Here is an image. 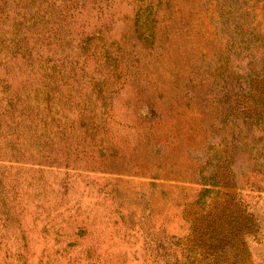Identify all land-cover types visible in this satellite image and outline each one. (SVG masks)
<instances>
[{
	"label": "rangeland",
	"instance_id": "374dc122",
	"mask_svg": "<svg viewBox=\"0 0 264 264\" xmlns=\"http://www.w3.org/2000/svg\"><path fill=\"white\" fill-rule=\"evenodd\" d=\"M263 58L264 0H2L0 264H264Z\"/></svg>",
	"mask_w": 264,
	"mask_h": 264
},
{
	"label": "trees",
	"instance_id": "16d2710c",
	"mask_svg": "<svg viewBox=\"0 0 264 264\" xmlns=\"http://www.w3.org/2000/svg\"><path fill=\"white\" fill-rule=\"evenodd\" d=\"M1 3H2V0H0V5H1ZM248 57H250V60H251V62L249 63V66L250 65H254V62H255V60H256V58L253 56V55H250V56H248ZM261 64H262V66H263V64H264V58L261 60V62H260ZM255 64H257L256 62H255ZM258 119V121H256V123L254 124V123H252V122H246V123H244V126L245 127H247L248 129H250L251 131H253V132H255L257 129V127L258 126H260V122H262L263 121V118L262 117H258L257 118ZM255 127V128H254ZM258 131V130H257ZM263 139H260L259 140V142L260 141H262ZM261 143V142H260ZM236 149L238 150L239 149V147H236ZM230 163V162H229ZM229 165V168L232 166V164L230 163V164H226V167ZM214 168L216 169V170H218V169H220V170H222L223 169V164H222V166H214ZM229 168H226V169H229ZM219 173V172H218ZM259 173H261V171L259 172ZM214 174H216V173H214ZM218 228L219 227H217V226H211L210 227V225L209 224H207L206 225V227L204 226L203 228H202V233L201 232H199V234H198V237L200 238V239H205V241H207V242H209L210 244H214L215 243V240L218 238V239H221L222 237H223V234H222V232H221V230H218ZM196 229V228H195ZM196 231V230H195ZM198 233V232H197ZM231 234V233H230ZM232 236V235H231ZM215 237H217V238H215ZM217 239V240H218ZM209 250V249H208ZM207 250V251H208ZM222 250H224V249H222ZM219 253H220V251H219ZM225 263V262H224Z\"/></svg>",
	"mask_w": 264,
	"mask_h": 264
}]
</instances>
